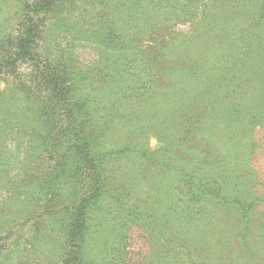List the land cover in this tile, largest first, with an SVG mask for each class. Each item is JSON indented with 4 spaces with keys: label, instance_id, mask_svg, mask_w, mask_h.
<instances>
[{
    "label": "trees",
    "instance_id": "obj_1",
    "mask_svg": "<svg viewBox=\"0 0 264 264\" xmlns=\"http://www.w3.org/2000/svg\"><path fill=\"white\" fill-rule=\"evenodd\" d=\"M67 1L25 2L0 59L39 86L0 88V146L25 148L0 152V264H209L230 230L264 262L249 246L264 233V0H91L66 44L38 50V18Z\"/></svg>",
    "mask_w": 264,
    "mask_h": 264
},
{
    "label": "rangeland",
    "instance_id": "obj_2",
    "mask_svg": "<svg viewBox=\"0 0 264 264\" xmlns=\"http://www.w3.org/2000/svg\"><path fill=\"white\" fill-rule=\"evenodd\" d=\"M35 0H0V59L1 57H6L13 52L15 39L20 34L21 29V20L19 16V9L24 5L25 2H32ZM72 2H65L64 6L58 5L60 7L56 8L54 11L47 12L38 18L40 27L42 28L39 32L36 44L37 49L41 48H55L60 44H66L73 33V23L74 19L72 17L80 13V10L84 9L82 7H87L90 5L91 0H71ZM71 3V4H70ZM62 4V3H61ZM54 7L52 8V10ZM59 10V11H57ZM61 11L63 13H61ZM61 15V16H60ZM176 30L188 31V24H179L176 26ZM56 43H60L58 46ZM73 57L79 62V64H91L95 59V54L93 50L86 45L85 42L75 41V47L73 49ZM12 71L4 72L0 76V88H38L35 86L34 78L32 75H35L34 67L31 66L28 62H18ZM16 83H21L19 85ZM23 86V87H22ZM28 86V87H27ZM264 133L259 131L257 133L258 137H262ZM7 139V138H5ZM8 140V139H7ZM156 140L154 138L150 139V146L156 145ZM18 151L15 149L12 142L7 141L5 146H0L1 153L7 155V157L15 156L23 157L24 146ZM24 148V149H23ZM255 168L261 171L264 174V155H261L259 158L255 159ZM10 201L13 204L14 198L17 195L16 191L10 192ZM4 191L0 189V203L3 201ZM13 205H11L12 207ZM260 215L258 213H252V220L254 222L260 221ZM260 219V220H259ZM261 222V221H260ZM255 229V230H254ZM255 235V241H250L249 246L251 249L255 248L257 256L261 257L264 261V233L260 229L253 228ZM230 230V238H225V234L222 232H216L215 237H217V246L216 250H213L211 261L209 264H255V261H252L247 250H239V247L236 246L238 243L233 238V231ZM138 234V233H137ZM229 234V233H227ZM31 234L26 233L23 235L21 232V237L18 241L21 244H25L28 240V236ZM129 238L130 248L135 251L133 242L139 240L140 236H137L135 232L131 234ZM135 238V240H133ZM131 239V240H130ZM142 240V239H141ZM141 240L139 243H141ZM12 240L7 241L10 244ZM143 241V240H142ZM2 240H0V244ZM137 250V249H136ZM15 256V255H14ZM256 257V256H255ZM264 264V262H261Z\"/></svg>",
    "mask_w": 264,
    "mask_h": 264
}]
</instances>
